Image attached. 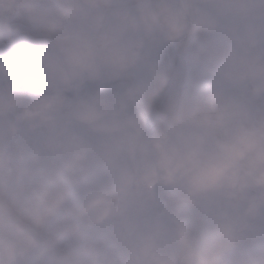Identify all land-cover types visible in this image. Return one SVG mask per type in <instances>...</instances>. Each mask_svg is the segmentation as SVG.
Returning a JSON list of instances; mask_svg holds the SVG:
<instances>
[{
  "label": "clouds",
  "instance_id": "obj_1",
  "mask_svg": "<svg viewBox=\"0 0 264 264\" xmlns=\"http://www.w3.org/2000/svg\"><path fill=\"white\" fill-rule=\"evenodd\" d=\"M0 264H264V0H0Z\"/></svg>",
  "mask_w": 264,
  "mask_h": 264
}]
</instances>
